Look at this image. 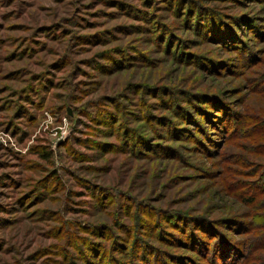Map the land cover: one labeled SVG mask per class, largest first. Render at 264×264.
<instances>
[{
    "label": "rangeland",
    "instance_id": "1",
    "mask_svg": "<svg viewBox=\"0 0 264 264\" xmlns=\"http://www.w3.org/2000/svg\"><path fill=\"white\" fill-rule=\"evenodd\" d=\"M262 74L264 0H0V264H108L68 227L116 264L136 238L208 264L183 246L193 218L241 244L229 187L264 173Z\"/></svg>",
    "mask_w": 264,
    "mask_h": 264
},
{
    "label": "trees",
    "instance_id": "2",
    "mask_svg": "<svg viewBox=\"0 0 264 264\" xmlns=\"http://www.w3.org/2000/svg\"><path fill=\"white\" fill-rule=\"evenodd\" d=\"M223 21L224 20L221 19L217 20L214 17H208L206 22L207 25L206 24L204 25L206 29L207 27H209L211 29L210 32H213V34L225 37L228 34L226 33L227 30L226 26L228 24L226 21L224 22ZM234 34L235 33L232 32L231 35L229 34L228 35L234 36ZM239 48L242 49L243 46L239 45ZM248 84L251 88H254L255 90L260 89L261 85L264 87V74L259 75L257 80L255 79L249 80ZM211 103H214V101L211 100ZM105 115H112V113L107 112ZM228 115L226 117H228ZM234 116L236 117L235 113ZM254 122L255 120L252 123L254 124ZM252 123L249 125H252ZM234 130L235 128L232 129L229 132V134L231 132L233 133ZM256 130L257 131L255 132V134H257V132H261L262 135H264L263 121L260 122ZM261 137L264 138V136ZM234 184H232L229 188L231 190H233L234 188H238L242 191L238 196L239 200H242V202L245 205H248L251 211L257 210L256 212H251V211L249 212L250 218L247 224L248 230H244L245 232L248 233L245 240L241 244H238L237 242H233V240H230L229 238L222 236L219 232H215L214 230H207L206 225L207 224L209 225V223L211 224V221L207 222V224H204L202 220L200 221L199 219L196 220L195 218H193V221H190L189 224L190 227L188 228L189 230L188 229L180 230V233H184L185 237H187L184 238L186 240H184L185 242L183 243L184 244L183 246L187 247L188 249L196 253L204 251L205 254L204 253L202 254L203 255L202 257L204 259L203 258L202 259L203 261L208 260L207 261L208 264H264V173L262 175L260 174V178L252 186L249 184H247L248 186H244L242 183H240V185L242 186H240L239 188L238 185L235 184L236 185L235 186ZM252 187L256 189V191H253ZM102 189H103L102 186H98L97 194L99 195V197L109 198L110 197L109 193H111V191L113 190L111 188H106V190H102ZM99 197L97 196L98 200L100 199ZM118 200L115 199L114 200L115 203H119ZM99 201L103 202L101 199ZM108 201H110V198ZM125 204L127 203L124 202V206H126ZM120 205L123 204L120 203ZM140 206L143 207L142 204H140ZM122 212L125 213L124 207L122 208ZM200 225L201 226L203 225V230H191L193 226L196 229ZM100 226H101L100 224L87 225L85 223V225L83 224V226H79L78 230H82V231L95 230L96 227L99 228L96 230H100ZM239 226L243 227L244 225L240 224ZM70 229L71 228L68 227L67 230L66 228L62 230V236L63 238L66 239L68 245L70 247L76 248L83 257L89 258L90 256L91 257L98 256V258L106 259L108 264H116L113 255L109 251L110 247L108 248L106 247V245L104 246L103 244L98 243L96 240L92 241L89 240V238L83 236L79 237L76 241V239H72L74 238L73 237L74 233ZM125 231L126 233H128L127 230ZM93 233L94 232H92V236L96 235ZM88 234H91L90 231H88ZM176 237H173L174 241H170V240L167 241L172 242V244H176L175 243ZM97 238L100 239L102 238V236ZM133 245L136 247L135 248L131 247L133 249L132 250L133 252L131 251V254L126 262L127 264H201L200 262L195 263V261L192 260L191 258L182 256V260H186L187 262L185 263L180 258H178L176 254L168 255V253H163L160 256V253H158L155 248L151 250V248H149L148 245L146 246V244L140 238H136V240H134ZM120 248H122V246ZM149 253L150 256H148ZM182 254L184 255V253ZM162 256L168 257L171 260L170 261L171 263L169 262V260L163 261ZM204 264H206V261L204 262Z\"/></svg>",
    "mask_w": 264,
    "mask_h": 264
}]
</instances>
